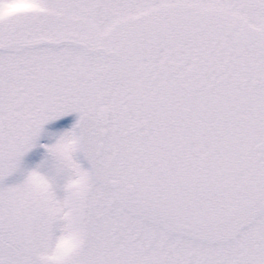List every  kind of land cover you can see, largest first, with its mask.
Masks as SVG:
<instances>
[{
  "label": "snow or ice",
  "instance_id": "obj_1",
  "mask_svg": "<svg viewBox=\"0 0 264 264\" xmlns=\"http://www.w3.org/2000/svg\"><path fill=\"white\" fill-rule=\"evenodd\" d=\"M0 264H264V0H0Z\"/></svg>",
  "mask_w": 264,
  "mask_h": 264
}]
</instances>
